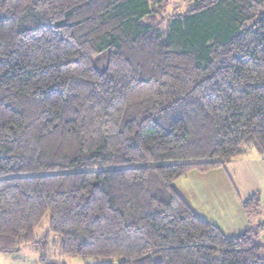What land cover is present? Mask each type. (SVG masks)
Segmentation results:
<instances>
[{
	"label": "trees",
	"instance_id": "1",
	"mask_svg": "<svg viewBox=\"0 0 264 264\" xmlns=\"http://www.w3.org/2000/svg\"><path fill=\"white\" fill-rule=\"evenodd\" d=\"M246 148L264 159V0H0V254L60 264L54 234L82 264H264L261 223L226 237L173 188Z\"/></svg>",
	"mask_w": 264,
	"mask_h": 264
},
{
	"label": "crops",
	"instance_id": "2",
	"mask_svg": "<svg viewBox=\"0 0 264 264\" xmlns=\"http://www.w3.org/2000/svg\"><path fill=\"white\" fill-rule=\"evenodd\" d=\"M173 188L191 211L201 220L217 227L226 237L257 227V243H264V159L253 148L224 168L201 173L193 170L177 179ZM258 192L260 208L247 215L242 207ZM2 260L15 261V255H3Z\"/></svg>",
	"mask_w": 264,
	"mask_h": 264
},
{
	"label": "rangeland",
	"instance_id": "3",
	"mask_svg": "<svg viewBox=\"0 0 264 264\" xmlns=\"http://www.w3.org/2000/svg\"><path fill=\"white\" fill-rule=\"evenodd\" d=\"M107 56L102 55L100 56L99 59L95 61L96 66L101 69L105 62H106ZM49 216L46 215V217L43 219L41 224L39 225V228L37 229V234L39 236H43L47 233L48 231V226H49ZM263 235V234H262ZM59 237L57 235L51 234L49 237V247L47 248L46 254L47 258L55 263H60V264H82V262L79 259H73V258H64L58 255V251L53 248L52 242L58 241ZM1 257H4L3 254H0ZM41 253L36 252L33 250L31 246H26L23 247L22 250L15 255V261L13 260H8V262L2 260L3 258H0V264H41L39 262V257ZM11 256V255H10Z\"/></svg>",
	"mask_w": 264,
	"mask_h": 264
},
{
	"label": "built area",
	"instance_id": "4",
	"mask_svg": "<svg viewBox=\"0 0 264 264\" xmlns=\"http://www.w3.org/2000/svg\"><path fill=\"white\" fill-rule=\"evenodd\" d=\"M263 235H264V231H263V233H262Z\"/></svg>",
	"mask_w": 264,
	"mask_h": 264
}]
</instances>
